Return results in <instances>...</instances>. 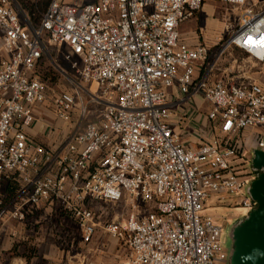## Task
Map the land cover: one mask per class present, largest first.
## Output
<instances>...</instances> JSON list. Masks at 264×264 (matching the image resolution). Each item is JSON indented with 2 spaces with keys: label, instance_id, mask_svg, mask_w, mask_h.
Returning a JSON list of instances; mask_svg holds the SVG:
<instances>
[{
  "label": "built area",
  "instance_id": "2783aa9c",
  "mask_svg": "<svg viewBox=\"0 0 264 264\" xmlns=\"http://www.w3.org/2000/svg\"><path fill=\"white\" fill-rule=\"evenodd\" d=\"M205 1L50 0L34 24L18 0H0V223L59 202L89 243L97 221L87 203L124 201L128 217L105 225L128 246V257L116 264H227L222 227L204 212L214 197L238 199L244 215L257 205L247 188L256 178L252 151L264 152V81L215 80L207 45L183 42L181 25ZM213 1L240 10L238 24L224 28L228 47L263 62L264 12L255 6L264 0ZM45 59L72 84L52 99L59 119L69 120L75 108L89 113L85 93L87 104L102 106L97 120L76 126L58 155L27 133L35 108L48 101L38 70ZM173 88L201 95L206 123L218 136L201 132L196 147L183 143L172 120ZM187 113L180 110L177 123ZM5 182L20 185L8 202Z\"/></svg>",
  "mask_w": 264,
  "mask_h": 264
},
{
  "label": "crops",
  "instance_id": "0c3cea01",
  "mask_svg": "<svg viewBox=\"0 0 264 264\" xmlns=\"http://www.w3.org/2000/svg\"><path fill=\"white\" fill-rule=\"evenodd\" d=\"M255 9L264 12V2L256 5ZM169 94V99L174 101L171 110L174 113L172 120L175 122V130L181 133L182 141L186 146L196 147L201 132L219 135L217 130L209 128L205 123L202 97L198 99L196 95H183L176 88L170 89ZM182 109L187 110L188 113L184 121L179 124L175 114L179 115ZM35 115L34 123L27 129L28 135L36 143L50 148L54 154L63 152L67 138L76 127L66 131L65 126L68 123L58 118L55 120L54 114L45 110V103L35 108ZM19 187L17 182L3 184L2 192L6 195L7 202L18 194ZM96 203L117 202L87 203V206L94 211L97 221L96 232L89 243L83 240L84 231L80 222L64 210L59 202H42L27 214L25 220L18 221L17 226L4 221L7 226H2L0 230H5L9 237L5 236L4 245L0 244V264H116L125 260L129 253L126 242L113 237L105 229L109 221L118 217L107 219L108 212L102 206L96 209L94 206ZM83 205L85 206V202ZM39 213H42L41 216H38ZM36 218L45 220L34 221L33 219ZM11 235H17V244L10 247L8 240Z\"/></svg>",
  "mask_w": 264,
  "mask_h": 264
},
{
  "label": "rangeland",
  "instance_id": "374dc122",
  "mask_svg": "<svg viewBox=\"0 0 264 264\" xmlns=\"http://www.w3.org/2000/svg\"><path fill=\"white\" fill-rule=\"evenodd\" d=\"M30 1L37 2L38 0ZM65 1L73 4H83L96 0ZM239 13L240 10L233 7L232 5L224 4L219 1L206 0L205 4H203L201 8L195 13L194 17L182 24L180 27V36L183 42H186L189 45L193 46L200 43H205L207 45L209 49L207 62L209 65L214 63L213 69L211 70V77L213 79L250 77L264 81V61H257L254 57L249 56L246 52L234 45L228 47L230 32L226 31L224 28L226 23H230L232 26L237 25L239 22ZM1 36L2 34L0 31V57L2 55ZM49 51L54 54L52 49ZM216 57H219V59L214 62ZM64 66H66V64ZM38 70L41 72L47 88L48 101L45 102V110L51 111L55 116V120H57L58 117L56 116L52 99L57 93L71 88L72 84L69 83L65 77L56 72L47 59H45L44 63L38 67ZM85 87L87 89L91 88L92 91L96 90V94L101 92V87H98L96 83H86ZM196 98L201 99V95L198 93ZM88 99L89 96L85 93L84 104L87 105L86 108L89 113L82 116L80 115V109L75 108L72 115L69 117V120H65V122L68 123L65 126L66 131L70 130L72 127H76L79 123L82 125L99 118L102 106L94 102H89V104H87ZM175 116L177 118L176 114ZM238 201V199L230 196H225V198L222 200H216L214 197L208 201L204 212L205 214L213 217L218 222V224L222 226L221 244L222 248L228 252H230L232 244V241L229 237V231L232 226L230 224L227 225V222L230 219V222L234 223L237 220L234 217H239L238 219H240L244 216V210L237 206ZM94 206L96 209L100 208L101 206L104 207L105 211L108 212L107 219L109 220L115 217L121 219L127 218L131 212V206L124 201L105 204L96 203ZM140 209L143 211L148 210L149 208H147L145 205H141ZM41 214L42 213H39L38 216H41ZM33 220H40L41 222L45 219L41 220L36 218ZM5 222H10V224H14V226H17L18 224L17 220L11 219H6ZM2 226L6 227L7 223L1 222L0 229ZM5 236L9 237L5 230H0V244L2 243L4 245L3 241ZM10 237L11 238L8 240L10 244L8 245L11 247L17 244V235H11ZM227 264H229V262H227Z\"/></svg>",
  "mask_w": 264,
  "mask_h": 264
},
{
  "label": "water",
  "instance_id": "95a60500",
  "mask_svg": "<svg viewBox=\"0 0 264 264\" xmlns=\"http://www.w3.org/2000/svg\"><path fill=\"white\" fill-rule=\"evenodd\" d=\"M20 12L30 26L21 8ZM251 162L253 170L260 173L247 188V192L257 205L241 217L236 226L230 228L232 244L228 252L229 264H264V152L254 149Z\"/></svg>",
  "mask_w": 264,
  "mask_h": 264
},
{
  "label": "trees",
  "instance_id": "16d2710c",
  "mask_svg": "<svg viewBox=\"0 0 264 264\" xmlns=\"http://www.w3.org/2000/svg\"><path fill=\"white\" fill-rule=\"evenodd\" d=\"M22 9L27 13L29 19L32 23L37 24L40 22L43 13L45 12L50 0H38L30 1V0H18ZM249 164L251 169H253L252 163L249 160ZM260 172L254 171L255 176H257ZM7 198V197H6Z\"/></svg>",
  "mask_w": 264,
  "mask_h": 264
},
{
  "label": "flooded vegetation",
  "instance_id": "af4514ba",
  "mask_svg": "<svg viewBox=\"0 0 264 264\" xmlns=\"http://www.w3.org/2000/svg\"><path fill=\"white\" fill-rule=\"evenodd\" d=\"M234 218H236L237 220L235 219L236 221H235L234 223H231V222H230L231 220L229 219L228 222H227V225L230 224L232 227L236 226V225L239 223V220H240V219H238L239 217H234ZM220 226H221V225H220ZM221 227H222V226H221Z\"/></svg>",
  "mask_w": 264,
  "mask_h": 264
},
{
  "label": "bare ground",
  "instance_id": "6f19581e",
  "mask_svg": "<svg viewBox=\"0 0 264 264\" xmlns=\"http://www.w3.org/2000/svg\"><path fill=\"white\" fill-rule=\"evenodd\" d=\"M90 91H91V92H95L96 90L92 91L91 88H90Z\"/></svg>",
  "mask_w": 264,
  "mask_h": 264
}]
</instances>
